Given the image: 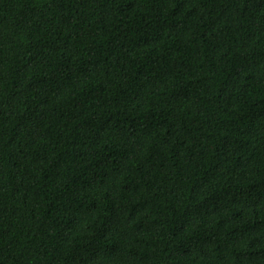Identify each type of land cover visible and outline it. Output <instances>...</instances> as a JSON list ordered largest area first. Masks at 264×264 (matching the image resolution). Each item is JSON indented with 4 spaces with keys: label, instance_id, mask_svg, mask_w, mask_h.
Masks as SVG:
<instances>
[{
    "label": "trees",
    "instance_id": "obj_1",
    "mask_svg": "<svg viewBox=\"0 0 264 264\" xmlns=\"http://www.w3.org/2000/svg\"><path fill=\"white\" fill-rule=\"evenodd\" d=\"M0 264H264V0H0Z\"/></svg>",
    "mask_w": 264,
    "mask_h": 264
}]
</instances>
